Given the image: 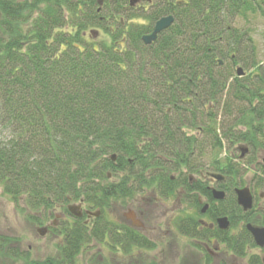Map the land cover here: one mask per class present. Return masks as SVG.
<instances>
[{
	"label": "trees",
	"instance_id": "1",
	"mask_svg": "<svg viewBox=\"0 0 264 264\" xmlns=\"http://www.w3.org/2000/svg\"><path fill=\"white\" fill-rule=\"evenodd\" d=\"M133 11L130 0H0V190L40 225L57 210L72 215L69 206L81 201L102 213L94 224L78 217L63 223L58 254L41 262L17 238L0 235L8 264H79L91 243L120 245L119 264H129L132 244L136 264H158L144 255L155 249L151 239L118 233L104 217L149 193L191 196L198 209L205 198L211 217L242 224L238 235L216 232L221 244L240 257L255 246L246 224L262 222L259 211L238 206L233 189L241 172L220 155L224 140L245 142L252 153L264 148V67L249 33L233 27L237 17L264 15V0L169 3L164 14L174 12L175 22L151 45L143 36L152 25H127L147 20ZM244 56L253 71L239 77L234 67ZM221 106L227 125L214 113ZM207 147L211 164L204 163ZM209 172L227 178L219 184L225 200L214 199L208 179L192 177ZM193 221L183 222L181 234L210 238ZM248 264L263 262L253 255Z\"/></svg>",
	"mask_w": 264,
	"mask_h": 264
},
{
	"label": "rangeland",
	"instance_id": "2",
	"mask_svg": "<svg viewBox=\"0 0 264 264\" xmlns=\"http://www.w3.org/2000/svg\"><path fill=\"white\" fill-rule=\"evenodd\" d=\"M133 13L144 15L142 8L140 7L135 8V11H133ZM126 23L130 26L149 25L148 21L144 20L143 18L126 20ZM233 27L249 33V36L252 37L254 44V59L259 66L264 67V15L257 14L250 17L249 19L237 17L233 22ZM243 59V62H239L238 65L234 67V73L237 75V69L241 67L245 72V75L243 76L245 77L251 74L253 68L249 67L247 58L245 56L243 57ZM220 62L222 63L220 64L222 66L229 65L228 61H225L224 64L223 61L220 60ZM214 113L217 114L219 121L223 122L224 125L228 124L229 111H225L222 107V109L215 110ZM222 132L223 126H221V128L219 129L218 134L221 136ZM260 132H262L261 135H264V124L262 125ZM188 133L189 135L197 136V138L199 137L200 139L203 135L201 131H188ZM260 139L264 143V137ZM240 146L249 147V145L245 142H238L236 144H233L227 140H224V150L223 153H221L220 157L222 159L228 157L232 159L234 168L238 169L241 172V177L238 178V185L236 187L241 188L243 186H247L251 188L255 200L253 208H256L257 210H264V148H261L255 153L250 152L246 155L245 158L241 159V151L239 150ZM207 148L208 154L204 159V163L211 164V162L213 161V154L211 152V148ZM190 176L192 175H189V177ZM192 177L195 180H206L201 175H193ZM210 185L212 186V184ZM178 192H180V190ZM146 196H149L151 199L142 200V197H140L138 198V200H141L142 205L146 209V212L160 218H157L158 220L154 224H151L152 227H155L154 229H156V231H148L147 233L150 236V239L155 241L154 243L156 245V249L145 251V255L149 256L152 260L159 264H205V256L208 253L198 250L197 247L192 244V240L190 239V237L183 234L181 235L180 231L174 230V223L180 219H182L183 222L186 219H191V221L192 219H204L205 221L210 220L207 216L201 215L194 199L191 196L185 197L181 194H178L176 197H170V199L168 200L164 199L161 196H154L151 193L147 194ZM154 197H158V199H156L155 201L152 200V198ZM200 198L204 203H206L205 198ZM164 202L166 203L162 204ZM76 204L78 203H74L73 205ZM131 206L132 204L130 205L129 203L124 204L123 206L115 204L104 215V217L112 222L123 221L124 213ZM226 206L227 204L225 203L223 207ZM84 207L86 206L84 205ZM32 215L33 217L36 216V218H41L40 214ZM75 218L76 216L74 215H69L61 210H57L54 212V215L51 218H49L44 224L40 225L36 220H28L26 216L15 207L10 198L5 196L0 190V235L17 238L19 240L17 242L18 248L24 251L26 254H29L31 260H34L35 262H41L48 257H53L58 254V244L61 241L60 238L57 237V232L63 231L62 225L65 222L69 225H73ZM259 219H262L261 213ZM161 221L163 224L164 222L171 221L172 224L169 225V228H171L173 231H159V224L161 223ZM260 222L261 220L256 223H250L257 227H263L261 224L262 222ZM91 224H94V222L92 221ZM46 227H49L51 231H53V233L46 236H41L38 232V229ZM241 228L242 224H239L236 230L230 229V231L228 230V232L232 233L233 231H235L239 233V230ZM215 245L216 242L213 244H208L207 246L212 251V264H233L230 257H228V254L225 253L227 252V248L223 244H221L220 246L221 253L215 255ZM252 253H259V251L252 250L249 254ZM247 258H245L244 260H238L235 263L246 264ZM0 264H8V262H6L4 257L0 256ZM17 264L23 263L18 262ZM79 264H84L81 256L79 257Z\"/></svg>",
	"mask_w": 264,
	"mask_h": 264
},
{
	"label": "flooded vegetation",
	"instance_id": "3",
	"mask_svg": "<svg viewBox=\"0 0 264 264\" xmlns=\"http://www.w3.org/2000/svg\"><path fill=\"white\" fill-rule=\"evenodd\" d=\"M188 1L189 0H138L137 4L134 7H132L130 5V8H132L134 10H135V8H139V7L142 8V11L144 13L145 18H147L148 23L150 25H152V28H153L152 32H153L156 22L159 21L160 19L165 18V17H169V16H172L175 19V14L172 11L170 13H168L167 15L164 14L166 12V7H167V5L169 3H172L174 6H179V5H183L184 2H188ZM152 21H154V22H152ZM159 36H158V38H159ZM247 148L249 149V153H250L251 152L250 151V147H247ZM203 177L206 179L205 181H207V179L210 181L208 183H209V186H210L209 188L211 189V192H212L213 188L220 189L219 188V184L220 183L212 180L208 176V173L203 175ZM226 181H227V178L225 177V181L222 182V183H225ZM210 184H212V186ZM244 187H247V186H243L241 188H244ZM236 188L233 189L235 195H236V192H235ZM250 190H251V188H250ZM182 192H183V190L181 191V193ZM224 192L226 193V198H227L228 194H227V192L225 190H224ZM251 193H252V195L254 197V194H253L252 190H251ZM140 197H142V200L151 199L149 196H146V195L137 196L136 198H134L129 203L130 205L132 204V206L129 207L128 210L124 213L123 221L113 222L114 224H116V227L114 228V231H116L118 233H121L123 231H130L131 235H132V239L134 238V234L136 232H138V233H140L142 235L147 236L150 239V236L147 234L148 231H156V229H154L155 227H152L151 224H154L158 220L157 218H160V217H155L151 213L146 212V209L142 205L141 200H138V198H140ZM163 198L166 199V200L170 199V197H163ZM156 199H158V197L152 198V200H154V201ZM236 200H237V195H236ZM165 203L166 202H164L162 204H165ZM80 204L82 205V212H83V216L81 218H82V220H84L86 225L87 224H91L92 221L95 222V220L100 217V216L99 217H95L93 215L95 210L89 208L83 201H81ZM206 204L208 205V208H207V211L205 213H203L202 210H203V208H204V206ZM237 204H238V201H237ZM84 205L86 207H84ZM199 205H201V209H199L201 215L207 216L210 220L209 221H205L204 219H200V220L199 219L198 220L193 219L194 220L193 223H195V227L198 228V231H211L212 234L210 235V238H202V239L201 238L200 239H196L195 238V239H192V241L202 245L203 248L207 251L208 254H210V256L213 259L212 251L207 247L208 244H213V243L216 242V245H215L216 254L215 255H217L218 253L219 254L221 253L220 252V250H221V247H220L221 246V242L219 241V239L217 237H215V233L218 232V231L228 232V230L229 231H230V229H235L236 230V228H232V226H231L232 224H231L230 219L227 216H223V217H227L228 218L229 223H230V227H229L228 230H221L219 225H218V223H217L218 219L221 218V217H218V218L214 219L209 214L211 203H209L207 200H206V203H204L201 200V198H199ZM238 206H239V204H238ZM239 207L242 209L243 213H247V212H244V210H243V208L241 206H239ZM252 209H254V208H252ZM258 211H259V213H258L259 216H260V213H261V218H262V223L261 224L264 227V210L263 209H258ZM101 214L102 213L100 212V215ZM171 224H172L171 221L164 222V224L161 221V223L159 224L160 225L159 231H173L171 228H169V225H171ZM247 224H249V223H247ZM174 225H175V229H174L175 231H183L182 228H181L183 226V220L182 219L177 220L174 223ZM46 228L48 229L46 235L53 233V231H51V229L49 227H46ZM239 231H240L239 233L233 231L232 233H229V234L230 235H233V234L238 235V234H241L243 232L242 229H240ZM250 235H251V238H252L255 246L253 248H248L246 257H240V256L236 255L232 251V249H229L226 244H223L227 248V252H225V253L228 254V257H230V259L232 260L233 264H237V263H235L236 261L244 260L247 257L248 258H247V263L246 264H248V260L253 255H256L264 264V247L261 248V247L257 246L256 243H255L254 237L252 236L251 233H250ZM237 238L240 239V237H237ZM153 242H155V241H153ZM130 247H131L132 251L129 254V264H136L135 247H134L133 244ZM120 248H121L120 245H111V244H108V243H91V244H87L85 246L84 251L81 253L80 256L82 257V260H83L84 264H119V257L120 256L124 257V255H121L119 253L120 251H118ZM155 249H156V245H155ZM252 250H257V251H259V253L249 254ZM248 254H249V256H248ZM144 255H145V251H144ZM146 258L151 259L149 256H146Z\"/></svg>",
	"mask_w": 264,
	"mask_h": 264
},
{
	"label": "water",
	"instance_id": "4",
	"mask_svg": "<svg viewBox=\"0 0 264 264\" xmlns=\"http://www.w3.org/2000/svg\"><path fill=\"white\" fill-rule=\"evenodd\" d=\"M138 0H130V5L134 7L137 4ZM174 17L169 16L160 19L159 21L156 22L154 30L151 34H147L143 36V41L146 45H151L152 43L156 42L158 39V36L169 29L173 24H174ZM221 63V62H220ZM222 64V63H221ZM237 75L239 77H243L245 75V72L243 68L239 67L237 69ZM241 151L240 157L241 159L245 158L246 155L249 153V149L245 146H242L239 148ZM112 159H116V155L112 156ZM208 176L219 183H222L225 181V176L222 174H217V173H208ZM236 195H237V201L239 206H241L244 210V212H248L252 210L254 206V197L251 193V190L249 187H244V188H236L235 190ZM212 194L215 200L217 201H223L226 198V193L223 190H219L217 188L212 189ZM208 205L206 204L202 210L203 213L207 211ZM68 210L70 211L71 214L74 216L81 218L83 216L82 212V205H70ZM95 217L100 216V212H95L93 213ZM219 227L221 230H228L230 227V223L227 217H221L217 221ZM247 230L252 234L254 237L255 243L259 247H264V227H257L252 225L251 223L246 225ZM48 229L47 228H39L38 232L40 233L41 236H45L47 234Z\"/></svg>",
	"mask_w": 264,
	"mask_h": 264
}]
</instances>
